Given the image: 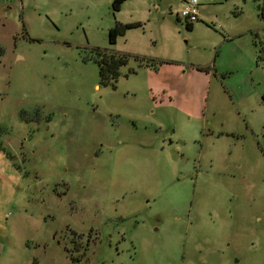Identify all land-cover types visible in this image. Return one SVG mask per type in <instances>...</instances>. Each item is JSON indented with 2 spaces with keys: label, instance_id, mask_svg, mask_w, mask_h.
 Listing matches in <instances>:
<instances>
[{
  "label": "rangeland",
  "instance_id": "rangeland-1",
  "mask_svg": "<svg viewBox=\"0 0 264 264\" xmlns=\"http://www.w3.org/2000/svg\"><path fill=\"white\" fill-rule=\"evenodd\" d=\"M112 1L0 0V264H264L257 2Z\"/></svg>",
  "mask_w": 264,
  "mask_h": 264
},
{
  "label": "trees",
  "instance_id": "trees-1",
  "mask_svg": "<svg viewBox=\"0 0 264 264\" xmlns=\"http://www.w3.org/2000/svg\"><path fill=\"white\" fill-rule=\"evenodd\" d=\"M125 0H113L112 8L113 10H119L121 4ZM257 2L258 16L264 22V0H255ZM178 20V19H177ZM139 26V24H129V23H115L112 28L107 32V38L109 44H114L116 39L120 36H123L127 30ZM187 30H191L192 23L185 24ZM1 53V50H0ZM96 62L98 67V75L100 83L103 85H108L116 81L119 76V69L126 65L127 57L123 54L117 52L105 51V50H96ZM139 64L144 62L143 59H138ZM147 65V63H146Z\"/></svg>",
  "mask_w": 264,
  "mask_h": 264
},
{
  "label": "built area",
  "instance_id": "built-area-1",
  "mask_svg": "<svg viewBox=\"0 0 264 264\" xmlns=\"http://www.w3.org/2000/svg\"><path fill=\"white\" fill-rule=\"evenodd\" d=\"M197 2L196 0H189L186 5L180 11L179 17L185 20L187 23H193L197 21Z\"/></svg>",
  "mask_w": 264,
  "mask_h": 264
}]
</instances>
